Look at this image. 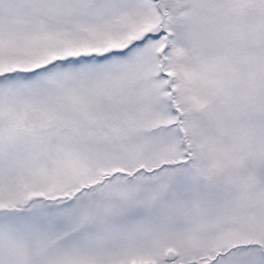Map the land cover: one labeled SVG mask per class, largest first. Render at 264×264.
<instances>
[{"label": "snow or ice", "instance_id": "1", "mask_svg": "<svg viewBox=\"0 0 264 264\" xmlns=\"http://www.w3.org/2000/svg\"><path fill=\"white\" fill-rule=\"evenodd\" d=\"M0 264H264V0H0Z\"/></svg>", "mask_w": 264, "mask_h": 264}]
</instances>
